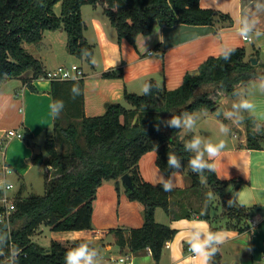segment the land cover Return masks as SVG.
Returning a JSON list of instances; mask_svg holds the SVG:
<instances>
[{
  "label": "trees",
  "instance_id": "1",
  "mask_svg": "<svg viewBox=\"0 0 264 264\" xmlns=\"http://www.w3.org/2000/svg\"><path fill=\"white\" fill-rule=\"evenodd\" d=\"M87 3H102L118 39L125 37L134 44L140 33L152 31L155 22L161 25L232 23L229 13L203 7L200 0H0V87L5 80L20 77L33 88L31 79L47 76L42 60L25 45L41 41L46 29L64 27L71 53L90 62L94 48L85 38L86 24L82 15V6ZM233 48L236 51L227 61L221 53L207 57L196 71L187 72L183 83L176 88L169 89L149 78L146 82L154 85L150 95L126 91L125 100L131 106L110 102L105 112L98 115L85 114L83 77L52 79L53 98L63 100L65 108L55 118L54 131L47 134L44 150L31 157L33 164L43 166L44 192L24 194L21 185L12 196L14 209L8 211L0 204V214L4 215L0 218V237H8L7 244L0 248L3 253L0 264H12V249L20 250L17 264H64L67 249L79 242L87 243L83 238L52 239L46 247L33 240L32 235L42 225L53 230L93 228L97 188L109 179L116 181L119 191L123 185L128 198L139 201L143 207L141 226L114 228L117 243L127 245L132 252L149 247L158 260L164 244L176 234L175 227L156 219L157 207L174 218L195 214L210 217L213 202L204 193L205 188L218 194L230 220H235L240 230L246 229L247 222L245 226L238 224L246 221L251 208L235 204L232 197L224 193L226 185L234 183L238 187L242 179H221L216 171L203 175L192 172L188 161L193 154L184 150L188 138L181 129L167 125L173 115L198 109L217 110L223 95L234 96L242 84L264 77V60L260 58L254 64L246 47ZM84 49L87 51L82 54ZM253 55L259 56L258 53ZM102 74L122 76L123 67L108 69ZM74 83L80 88L75 99L70 92ZM254 122L260 123L254 115L244 113L245 145L257 148L262 146L264 128L257 132ZM24 136L31 143L33 133L29 128L25 129ZM153 149L157 151V165L167 174L178 170L167 167L168 154H175L180 168L190 176L191 185L165 192L158 182L145 179L139 160ZM126 172L132 177L133 187L121 179ZM194 193L200 200L199 205L190 199ZM180 194H185V198ZM215 229L211 227V231ZM87 244L93 249L92 244ZM220 259L219 251L212 264H218Z\"/></svg>",
  "mask_w": 264,
  "mask_h": 264
},
{
  "label": "crops",
  "instance_id": "2",
  "mask_svg": "<svg viewBox=\"0 0 264 264\" xmlns=\"http://www.w3.org/2000/svg\"><path fill=\"white\" fill-rule=\"evenodd\" d=\"M200 3L203 7L229 13L232 23L230 25L221 22L161 25L155 22L152 31L148 34L140 33L134 44L125 37L118 39L117 30L105 14L103 6L98 7V3H87L82 6V15L86 24L84 35L93 45V58L96 61L95 64L88 61V69L83 63L85 58L71 53L68 47V35L62 28L59 29L64 36L61 45L51 37L48 42L43 40V37L41 41L26 46L42 60L47 71L56 68L50 67L47 60L51 61L52 55L56 57L61 46L64 49L62 55L67 54L71 59L70 63H77L84 70L85 114L98 115L105 112L110 102H123L128 107L131 106L125 100L126 91L140 93L142 85L149 78H154L169 89L178 87L183 83L187 72L196 71L207 57L220 54L225 47L244 46L250 57L255 56L259 61L261 60L260 49L264 43V35L257 37L253 34L245 40L239 36V29L244 17H252L261 21L257 25V31L264 32V13L257 16L254 9L255 4L264 3V0H200ZM41 45L47 48L43 49ZM253 53H258L259 56ZM67 55L62 56L64 61L56 58L57 66L67 64ZM118 66L123 67L122 76H103L104 71ZM31 82L33 88L24 79L16 77L3 81L0 87V177L14 183V188L11 190L13 192L9 191L10 194H15L21 185L24 186V194L29 192L30 176L35 168L43 170L42 165L32 163L31 157L35 152L44 150L45 136L54 131L55 119L50 114V105L54 100L51 93V79L39 77L31 79ZM260 84L261 77L242 84L240 91L234 95V101L238 103L242 99H248L256 103L258 107L253 115L264 124V94L259 90ZM225 96L232 95H223L222 99ZM221 109V114L218 113V109L207 112L195 110L194 128L191 131L185 129L181 132L188 140L193 135H197L213 142L221 139L226 141L227 148L212 163L221 179H242L238 187L234 183L226 185L224 193L230 195L235 204L251 208L246 221L242 220L238 224L245 226L247 222L246 229L240 230L234 224L236 221L230 220L224 206L222 210L220 208L213 210L214 203L210 217L195 214L191 217L174 218L162 207H157L156 219L175 227L176 234L164 244L158 260L154 258L149 247L132 252L127 245L121 246L117 243L116 231L112 232L110 228L141 226L144 222V213L139 203L131 201L123 192L119 194L114 187L113 179H109L97 188L93 228L55 230L59 233L54 234L53 239L66 241L83 238L93 245L96 252L97 243L103 244L110 251L113 247V255L110 256L113 263L102 261L96 264H201L200 259L189 250L187 239L190 238L189 230L192 224L203 221L198 225L199 227L207 226L211 230L214 226L215 232H221L225 237V242L220 245L221 259L218 264H264V139L261 147H247L244 122L233 126L232 120L226 118V113L231 108L228 111ZM233 119H236L235 116ZM222 124L228 125L233 131L227 135L221 133L219 129ZM10 128L23 133L29 128L33 133L31 143L27 141L26 136H9L7 130ZM40 138L43 139V144ZM156 158L155 149L141 156L139 166L145 179L157 183L159 177L168 179L171 176L175 187L185 188L191 185L192 180L185 170L174 171L175 176L172 175L174 172L167 174L157 165ZM42 172L44 174V171ZM12 180L19 181L20 187L16 188V183ZM208 195L206 193V196ZM179 196L185 198V194ZM193 196L198 197L194 193L191 194L190 199ZM211 201L213 202V199ZM254 219L256 222H253ZM40 231H42L41 227L32 235L33 240H35L34 235ZM126 233L128 235V232ZM122 255L129 256L127 263L118 260Z\"/></svg>",
  "mask_w": 264,
  "mask_h": 264
},
{
  "label": "clouds",
  "instance_id": "3",
  "mask_svg": "<svg viewBox=\"0 0 264 264\" xmlns=\"http://www.w3.org/2000/svg\"><path fill=\"white\" fill-rule=\"evenodd\" d=\"M254 9L257 16H259L260 13H264V3L255 4ZM260 23L261 21L258 18L253 19L252 17H244L239 29V36L242 39L247 40L253 34L257 37L264 35V32L257 31V25ZM161 42H163V39H161ZM85 51H87V49L82 50V54ZM235 51L236 49L233 47H225L221 50V57L227 61ZM90 62L93 64L96 63L94 58L91 59ZM153 87L154 85L151 82H145L142 85V94L150 95ZM156 87L158 88V86ZM259 90L261 94H264V77H261ZM70 92L72 98L75 99V97L80 94L79 84L74 83ZM257 107V104L253 101L242 99L238 103L232 105V109L235 111H228L226 113V118L232 120L233 126H238L244 121L243 113L253 115L257 111ZM64 108L65 103L63 100H53L50 105V114L52 118H58ZM204 111L207 112L206 109ZM233 116H237V118L233 119ZM195 124L196 121L194 119V114L189 112H184L181 115H173L171 119L167 121L169 127L181 130L186 129L189 131L194 128ZM254 127L257 132H260L261 129L264 128V124L254 122ZM219 131L227 135L231 132V129L228 125L222 124ZM226 148L227 143L224 139H221L218 142H213L212 140H205L200 136L193 135L184 144V150L193 154L189 158L188 167L192 172L197 173L198 175H203L206 172H213L215 171V165L212 161L220 157ZM167 167L173 169H179L181 167L180 160L175 154H168ZM172 175L175 176L176 173L174 172ZM157 182L165 192H169L175 187V182L171 176L168 179L159 177ZM7 187L10 188L11 185L8 184ZM228 204L229 206H232V201L229 200ZM202 223L203 221H199L192 224V227L189 230L190 238L187 239V243L189 244V250L195 257L200 259L201 264H212L213 257L220 250V245L225 242V237L223 233L211 231L207 226L199 227L198 225ZM7 241V236L0 237V248H3L7 244ZM19 252V249L11 250V258H13L12 264H17ZM2 254L3 253L0 252V255ZM96 255V251L90 248L87 243L79 242L76 243L74 247L67 249L64 256V264H96Z\"/></svg>",
  "mask_w": 264,
  "mask_h": 264
},
{
  "label": "rangeland",
  "instance_id": "4",
  "mask_svg": "<svg viewBox=\"0 0 264 264\" xmlns=\"http://www.w3.org/2000/svg\"><path fill=\"white\" fill-rule=\"evenodd\" d=\"M100 5L101 6H103L102 5V3H98V7H100ZM60 9H61V6H60V3L57 5V7H56V11L59 13L60 12ZM60 28H62V29H64L65 31H66V35H68V32H67V30L64 28V27H59V28H56V29H46L45 30V32H44V38H43V40H45V41H47L48 42V39H50V37L51 38H53L54 40H56V42L58 43V45H61V42H63L64 41V36L62 35V33L60 32ZM64 34H65V32H64ZM28 44L29 43H25V45H27L28 46ZM32 45V44H31ZM42 47H43V49H46L47 47L46 46H44V45H41ZM49 46V45H48ZM59 49V51H58V54H57V56L56 57H54L53 55H52V59H50L51 61H49V60H47V63H48V65L50 66V67H52V68H54V67H57V60H56V58H60L61 60H63L62 58V56H64V55H67V54H64V55H62L63 53V51H64V49L63 48H61V46L58 48ZM30 50V49H29ZM66 58H67V66H70L72 63H70L71 62V59H70V57L67 55L66 56ZM260 58L262 59V61L264 60V43L262 44V46H261V49H260ZM64 61V60H63ZM83 63H84V66L88 69V66H89V64H88V61L85 59L84 61H83ZM142 92V89H141V91H140V93ZM223 98V96L220 98V100H219V107L220 108H223L224 110H227L228 111V109H230L231 108V110L232 111H235V110H233L232 109V105L234 104V103H236L235 101H234V99H235V96H225L224 97V99H222ZM221 99H222V104H221ZM192 113H196V112H192ZM243 115H244V113H243ZM235 118H237V116H235ZM244 122V121H243ZM236 129V128H235ZM233 130H231V132H232ZM191 133V132H190ZM192 134V133H191ZM46 137H47V135L45 136V139H46ZM40 141H41V144H43V139L42 138H40ZM45 141V140H44ZM44 145V144H43ZM180 169H183V168H180ZM184 170V169H183ZM43 170H42V168H40V169H38V168H35V171L32 173V175L30 176V178H31V181H30V183H29V185H30V190H29V192L28 193H30V192H35V193H43L44 192V174H43V172H42ZM187 173V172H186ZM204 180H205V185H206V179L205 178H203ZM13 181V180H12ZM106 181V180H105ZM13 182H15L16 183V188L17 187H20V185H21V183H19V181H13ZM113 183H114V187H115V189H117V185H116V181L115 180H113ZM206 189V188H205ZM117 191L119 192V194L120 193H125L126 194V192H125V188H124V186L122 185L121 186V189H120V191L117 189ZM205 191V194L207 193V194H209L210 196H211V199H213V203H214V207H213V210L216 208V209H219L220 208V210H222L223 209V203H222V200H221V198L215 193V192H213L212 190H210V189H208L207 188V190H204ZM10 192H13V191H10ZM27 193V194H28ZM127 195V194H126ZM128 197V196H127ZM131 200V199H130ZM131 201H135V202H137V203H139V205L141 206V211H142V213H143V207H142V204L139 202V201H136V200H131ZM192 201H193V203L195 204V205H199V203H200V200H199V198L198 197H196V196H193L192 197ZM215 209V210H216ZM213 212V211H212ZM117 227H120V226H117ZM117 227H111L110 228V230L113 232V230H114V228H117ZM124 227V226H123ZM124 228H128V227H124ZM41 229H42V231H40L39 233H37L36 235H34V238H35V241L36 242H38L39 244H41V245H43V246H46V247H49L50 246V244H51V240L53 239V238H55L54 237V234H57V233H59V232H57V231H55V230H52L49 226H46V225H42L41 226ZM97 255H96V257H95V260H96V262H99V263H101L102 261H107V262H111V263H113V261L112 260H110V256L111 255H113V247H112V251H110V250H108L107 248H105V246L103 245V244H101V243H97Z\"/></svg>",
  "mask_w": 264,
  "mask_h": 264
},
{
  "label": "built area",
  "instance_id": "5",
  "mask_svg": "<svg viewBox=\"0 0 264 264\" xmlns=\"http://www.w3.org/2000/svg\"><path fill=\"white\" fill-rule=\"evenodd\" d=\"M85 73L81 66L77 63H72L70 66L66 64H60L56 68L47 71V78L49 79H69V78H81L84 77ZM9 136L24 137V133L20 130L10 128L7 130ZM10 184L11 187H7ZM14 188V183L7 181L4 177H0V204L5 206L6 210H12L15 208L14 201L10 194ZM4 215L0 214V218L3 219ZM253 222H256L254 219ZM121 263H127L129 256L122 255L118 258Z\"/></svg>",
  "mask_w": 264,
  "mask_h": 264
},
{
  "label": "water",
  "instance_id": "6",
  "mask_svg": "<svg viewBox=\"0 0 264 264\" xmlns=\"http://www.w3.org/2000/svg\"><path fill=\"white\" fill-rule=\"evenodd\" d=\"M251 60H252V62L254 63V64H257L258 63V61H259V59L257 58V57H255V56H252L251 57ZM218 113L219 114H221L222 113V109L219 107L218 108ZM121 179L128 185V186H130V187H133L134 185H133V180H132V177H131V175L128 173V172H126V173H124L122 176H121ZM0 260H1V255H0Z\"/></svg>",
  "mask_w": 264,
  "mask_h": 264
}]
</instances>
